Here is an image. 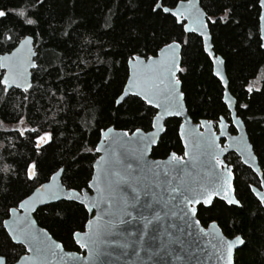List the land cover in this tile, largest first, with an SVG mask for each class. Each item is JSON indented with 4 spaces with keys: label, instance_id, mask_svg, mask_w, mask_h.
<instances>
[{
    "label": "snow or ice",
    "instance_id": "1",
    "mask_svg": "<svg viewBox=\"0 0 264 264\" xmlns=\"http://www.w3.org/2000/svg\"><path fill=\"white\" fill-rule=\"evenodd\" d=\"M43 2L36 0L37 4ZM254 6L257 42L264 49V0H255ZM230 11L225 7L223 15L215 17L200 7V0H152L151 14L170 24L171 31L178 35L165 39L154 31L142 45L132 48L126 60V82L120 85L114 101L116 106L129 102L137 105L152 131L144 132L139 127L131 133L117 132L113 127L100 129L99 142L88 151L101 155L92 163L93 171L83 187L74 186L62 167L45 175L41 182L40 159L30 158L22 166L15 160L9 162L13 145L0 144V179L10 186L9 178H18L22 172L25 182L33 185L30 192L12 198L4 206L6 218H0V233L4 234L0 264H64L63 244L37 227L31 215L40 205L60 200L81 205L88 214L81 229L71 233L75 245L86 252L84 256L68 253L74 264H108L103 258L113 253L117 258L135 257V264H145V258L152 264H164L166 258L167 264H234V251L245 244L242 237L226 236L216 219L205 227L198 218L215 208H244L232 183L233 168L226 155L230 151L239 157L237 163L247 165L260 177L258 187H246L264 207V173L229 96V82L221 72L224 61L211 47L210 26L218 20L226 22ZM10 18L18 24L9 27ZM37 26V19L25 8L0 7V104L8 103L10 90L28 94L19 105H13L15 125L9 128L0 120V130L26 140L33 155L40 158L44 146L52 141V133L20 112L27 106L23 102L29 99L33 87L29 70L40 68L38 33L33 31ZM193 41L202 45L215 68L213 75L225 89L226 111L214 120H201L199 127L203 131L196 132L195 142L190 140L191 130L181 123L178 135L184 146L183 156L171 152L164 160L150 161L147 157L151 147L166 132L164 122L185 111L178 77L185 71L180 53L182 48L192 47ZM242 90L249 95L261 92L259 79L247 82ZM239 108L246 110L248 105L240 104ZM184 119L190 122L188 117ZM61 177L69 183L64 184Z\"/></svg>",
    "mask_w": 264,
    "mask_h": 264
},
{
    "label": "trees",
    "instance_id": "2",
    "mask_svg": "<svg viewBox=\"0 0 264 264\" xmlns=\"http://www.w3.org/2000/svg\"><path fill=\"white\" fill-rule=\"evenodd\" d=\"M200 4L215 17L223 15L225 7L231 10L226 22L218 20L210 26L213 51L224 60L228 90L236 100L237 114L244 122L264 173V52L257 42L255 0H200ZM151 5L152 0H44L42 5L36 0H0V7L25 8L38 21L33 31L38 33L36 51L40 68L32 70L31 95L20 112L52 133L51 143L44 146L42 157L37 158L26 140L0 130V144L13 145L9 162L15 160L22 166L30 158L40 159L41 182L45 175L62 167L74 186L83 187L97 158V154L88 150L99 142L100 129L113 127L130 133L138 127L145 132L151 130L137 105L114 103L117 90L126 82V60L132 48L142 45L154 31L165 39L178 35L171 31L170 24L151 14ZM10 19L9 27L18 24L15 18ZM181 65L185 71L178 77L191 120L198 123L224 114L223 89L212 74L211 62L202 45L193 41L192 47L182 48ZM254 79H259L261 92L249 95L242 86ZM10 92L8 103L0 104V120L9 128L15 125L13 105H19L22 97L28 95L19 90ZM240 104H247L248 108L240 109ZM179 125L176 118L165 122L166 132L153 148L152 158L165 159L171 152L183 154ZM227 159L233 168L237 198L244 208H215L211 213L204 211L198 218L205 227L216 219L226 236L242 237L245 244L236 250L234 264H264V210L246 187L248 184L258 187V178L236 162L239 159L236 155L230 153ZM9 180L10 186L0 179V218H6L4 206L12 198L33 188L32 182H25L22 172L18 178ZM61 181L69 183L62 177ZM34 218L64 249L79 251L71 233L80 230L88 218L82 206L70 202L50 204L39 208ZM3 235L0 233V242Z\"/></svg>",
    "mask_w": 264,
    "mask_h": 264
},
{
    "label": "water",
    "instance_id": "3",
    "mask_svg": "<svg viewBox=\"0 0 264 264\" xmlns=\"http://www.w3.org/2000/svg\"><path fill=\"white\" fill-rule=\"evenodd\" d=\"M200 7H201V4H200ZM211 35V34H210ZM211 47H212V50H213V45H212V38H211ZM263 50V52H264V49H262ZM215 54V53H214ZM206 55V54H205ZM216 55V54H215ZM216 56H218V57H220L222 60H223V58L221 57V56H219V55H216ZM180 59H181V53H180ZM224 61V60H223ZM211 62V61H210ZM212 65V64H211ZM32 70L33 69H30L29 71H30V73H31V75H30V82L32 83ZM2 71V70H1ZM215 71V68L212 66V74H213V72ZM221 72H222V74L225 76V78L227 79V75H226V72H225V63L223 64V66H221ZM179 74V73H178ZM214 76V75H213ZM214 78H216L217 80H218V82L220 83V81H219V79L216 77V76H214ZM220 85H221V87H222V89H223V92L225 91V89H224V87H223V85L220 83ZM15 90H19V89H15ZM19 91H21V90H19ZM180 91H182V89H181V85H180ZM229 91V90H228ZM229 96H230V98L235 102L234 103V109L236 110V100H235V98L230 94V92H229ZM223 99L224 98H222V101H223ZM183 105H184V109H185V111H184V113L180 116V117H169V118H167V120L168 119H171V118H176V119H179L180 120V124L181 123H184L185 124V129L186 130H191V137H190V140L192 141V142H195V139H196V132H202L203 131V128H201V127H199V124H200V121L198 122V123H194L192 120H191V118H190V116L188 115V111H187V108H186V105H185V101H184V99H183ZM188 117V120L190 121V122H185V119H184V117ZM166 120V121H167ZM165 121V122H166ZM164 122V123H165ZM180 126V125H179ZM115 131H117V132H123L124 130H117V129H114ZM179 130H180V128H178V133H179ZM150 131H152V129L151 130H149V131H147V132H150ZM243 131L245 132V134H246V139H247V141H248V143H250V141H249V138H248V135H247V132H246V129H245V125H244V129H243ZM145 132V131H144ZM164 133H162L161 135H160V137L158 138V142H159V140H160V138H161V136L163 135ZM234 135H239V133H235ZM179 136V135H178ZM179 139H180V137H179ZM180 142H181V145H182V149H183V152H184V146H183V142L180 140ZM251 144V143H250ZM158 145V143L156 144V145H154V146H152L151 147V149H150V152H149V155H148V157H147V159L148 160H164V159H154V158H152L151 157V153H152V150H153V148H155L156 146ZM230 153H232V154H234V155H236L234 152H229L228 154H230ZM228 154H226V155H228ZM99 155H101V154H97V158H98V156ZM182 156H183V154H182ZM237 156V155H236ZM168 157V156H167ZM166 157V158H167ZM238 157V156H237ZM165 158V159H166ZM239 158V157H238ZM131 159V158H130ZM245 167H247V165H244ZM258 166H259V163H258ZM260 167V166H259ZM248 168V167H247ZM251 170V169H250ZM92 171H93V169H92ZM252 171V170H251ZM262 172V171H261ZM253 173V172H252ZM257 178H258V180L260 179V177H258L255 173H253ZM233 181H234V179L232 180V183H233ZM261 191H264V189H261ZM59 202H70V201H66V200H60V201H53V202H51V203H48V204H42V205H40L38 208H37V210L39 209V208H42V207H45V206H47V205H50V204H55V203H59ZM70 203H74V202H70ZM76 204V203H75ZM81 206V205H80ZM263 208V210H264V207H262ZM36 210V211H37ZM35 211V212H36ZM35 212L34 213H32L31 215H32V217H33V219H35L34 218V214H35ZM37 223V222H36ZM202 225V224H201ZM203 226V225H202ZM37 227H39V228H41L38 224H37ZM50 235V234H49ZM53 238V237H52ZM54 239V238H53ZM55 240V239H54ZM58 242V241H57ZM243 245H240V246H238V248L236 249V250H238L239 248H241ZM76 247L79 249V247L76 245ZM236 250L234 251V254H233V260H234V255H235V252H236ZM68 253H73V254H75L76 256H84V255H86V252L84 251V250H81V249H79V251L77 252V251H68V250H66V249H64V264H74V261L72 260V257L71 256H69V255H67ZM142 256H143V253H142ZM103 259H105V260H107V262H108V264H135V257H132V256H119L118 258H117V256H116V254L115 253H113V255L112 256H110V257H104ZM203 259V258H202ZM145 264H152V262L151 261H148L147 260V258H145ZM164 264H167V258L165 259V262H164Z\"/></svg>",
    "mask_w": 264,
    "mask_h": 264
},
{
    "label": "flooded vegetation",
    "instance_id": "4",
    "mask_svg": "<svg viewBox=\"0 0 264 264\" xmlns=\"http://www.w3.org/2000/svg\"><path fill=\"white\" fill-rule=\"evenodd\" d=\"M233 134H235V133H233ZM229 155V154H228ZM182 156V155H181Z\"/></svg>",
    "mask_w": 264,
    "mask_h": 264
}]
</instances>
